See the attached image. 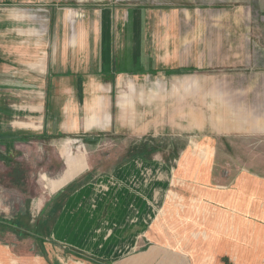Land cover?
Segmentation results:
<instances>
[{
    "label": "crops",
    "instance_id": "obj_1",
    "mask_svg": "<svg viewBox=\"0 0 264 264\" xmlns=\"http://www.w3.org/2000/svg\"><path fill=\"white\" fill-rule=\"evenodd\" d=\"M34 1L0 0V3L19 6ZM102 2L112 6L96 8L89 4ZM118 2L127 3L121 4L133 9L116 10L121 7ZM69 6L84 8V18L77 21L79 13L63 12V6L51 14L46 30H54L61 39L58 49L66 50L65 34L71 26L70 46L84 50H92L94 46L97 52L90 54L82 66L75 62L74 67H77L71 70L67 62L47 69L44 58L39 60L40 64L28 67V73H37L39 69L40 79L46 70L51 73L48 79L45 77L47 100L43 106L42 126L35 128L42 132L22 134L1 127L3 120L13 117L7 112V100L3 97L15 96L16 88H11L13 83L0 80V133L43 136L47 138L44 141L63 137V129L69 127V123L64 122L65 101L61 99L57 106L55 98H66L74 93L79 102L85 104V77L91 73L86 65L92 67L91 74L109 82L111 87L122 74L138 76L163 72L173 76L198 71L193 67L155 65L147 45V34L154 19L159 25L155 31L166 34L167 48H264V41L234 40L233 35L245 32L246 16L255 14L264 25V0H74ZM215 17H233L235 25L212 28L210 21ZM5 25L9 28L5 19H0V32L6 30ZM213 31L226 33L225 39L210 40L207 34ZM116 32L123 33V47L119 50ZM184 33L191 34L192 39L180 43L182 38L186 40L181 37ZM168 34L178 35L170 40ZM94 35L98 37L96 42ZM16 55L13 52L11 57L18 63L25 59L21 54H18L20 58ZM6 57L0 53V79L6 75ZM15 74L13 72L9 79L19 78ZM30 91L39 96L37 88ZM86 105L93 116L85 119V129H105L111 125L112 116L105 97L91 104L87 101ZM119 105L124 106L123 101H119ZM220 119V122L212 121L213 133L259 127L257 121L243 117L233 119L229 112L223 113ZM73 126L78 125L74 122ZM159 135L157 129L151 136L159 138ZM142 142L155 148L149 159L136 153L104 178H97L86 168L83 156L68 155L60 177L51 184L56 194L45 204V216L39 222L50 230V242L54 241V246L60 245V248L54 249L48 244L49 249L45 247L38 254L22 247V243L17 246L0 243V264H264V181L242 172L229 185H214L212 164L216 160V147L209 134L198 139L190 137L181 150H177L175 139L162 147L157 139ZM168 150L171 152L164 158ZM147 160L152 162L150 166L154 170L149 179L150 172L142 164Z\"/></svg>",
    "mask_w": 264,
    "mask_h": 264
},
{
    "label": "rangeland",
    "instance_id": "obj_2",
    "mask_svg": "<svg viewBox=\"0 0 264 264\" xmlns=\"http://www.w3.org/2000/svg\"><path fill=\"white\" fill-rule=\"evenodd\" d=\"M72 2L74 0H35L19 6L0 3V19H5V24H9V28L5 25L6 30L0 32V53H4L8 61V66L4 65L5 78L0 80L6 84L13 83L11 88H16L15 96L3 97L7 100V112L13 114L12 118L2 121L1 127L4 130L11 129L22 134L42 132V129L35 128L42 126L43 106L47 100L45 77L48 79L51 73L46 70L40 79L39 69L37 73H28L30 65L40 64L39 60L44 58L47 69L58 64L60 66V62H67L66 66L71 70L75 62H79V65L84 62L86 64L90 54L95 55L97 52L94 46L91 47L92 50L71 47V26L69 33L65 34L68 41L64 42L67 43L66 50L58 49L61 41L58 34L52 29L47 31L51 14L57 8L64 6L63 12H78L77 21L84 18V8H72L69 6ZM118 3L121 7L116 10L121 12L122 9L124 12L133 9L122 6L123 2ZM89 4L96 8L112 6L109 2ZM18 14L22 16L19 17ZM14 17L18 20L14 21ZM232 20L236 19L215 17L210 24L212 28L217 29L225 26L233 28L235 24ZM158 26L154 19L147 34L148 51L155 60V65L165 68L193 67L198 71L173 76H167L163 72L138 76L122 74L117 76L114 86L111 87L109 82H103L101 77L91 74L92 67L86 65V69L91 73L85 77V104L79 102L74 93L66 98H55L57 106L65 101L64 122L69 123V127L63 129V137L45 141L15 142L9 152L4 145H0L1 219L19 218L22 223L39 225L40 219L45 216V204L56 194L51 184L60 177L68 155L83 156L86 168L97 178H104L124 165L128 158L141 152L144 145L148 144L142 141L148 139L153 142L156 139L161 141V147L175 139L177 150H181L190 137L198 139L209 134L214 138L213 147H216V160L212 164L214 185H229L242 172L258 176L264 181V48H167L166 34L155 31ZM243 27L245 32L233 34L234 40L264 41V25L258 22L255 14L245 17ZM122 34L115 33L117 50L123 47ZM168 35L170 40H174L178 34ZM207 36L210 40L219 42L225 39L226 33L213 31ZM94 37L96 42L98 37ZM181 37L186 40L182 38L180 43L192 39L189 33L181 34ZM13 52L17 54V58H20L18 54H21L25 59L18 63L11 57ZM62 68L66 70L65 67ZM13 72L19 77L15 81L9 79L12 78ZM35 88L39 96L31 93L30 90ZM101 96L109 102L111 125L105 129L87 130L84 128V121L93 114L87 111L86 102L91 104ZM119 101H123L124 106L119 105ZM225 112H229L233 119L243 117L255 120L259 127L213 133L212 121L220 122V116ZM222 117L225 118V115ZM74 122L77 127L73 126ZM57 124L60 125V122ZM157 129L159 138L151 136ZM171 150L165 152L164 158ZM1 155H7V160L13 161V164L3 161ZM148 157L149 155H145V158L149 159ZM148 161L142 164L145 165L144 169L150 172L147 175L149 179L150 176L153 177L154 170L150 166L152 162ZM172 164L174 165V162H171ZM13 166L20 168L22 177L17 172L12 173ZM19 177L21 181L14 183ZM48 226L50 227L49 224ZM38 228L31 231L34 236L30 237L22 227L13 233L9 230L0 232V243L9 246L22 243V247L33 249L38 254L45 247H50L48 244H52L54 249L60 246L55 247V242H50V230L46 229L42 221Z\"/></svg>",
    "mask_w": 264,
    "mask_h": 264
},
{
    "label": "trees",
    "instance_id": "obj_3",
    "mask_svg": "<svg viewBox=\"0 0 264 264\" xmlns=\"http://www.w3.org/2000/svg\"><path fill=\"white\" fill-rule=\"evenodd\" d=\"M178 73H183V72L178 71ZM43 139H47V138H44L43 136H35V135L31 136V137H24V136H12L10 134L0 133V145H4L6 147V149H9L7 152H9L11 150V147L15 142H29L31 140H43ZM86 141L89 142L90 140H86ZM154 149L155 148L148 143V144H145L144 147L141 149V152H138L137 154L142 155L144 157H145V155L150 156V154L152 152H154ZM1 159L3 161L6 160V162H9L10 164H13V161L7 160V155H3V156L1 155ZM12 168H13L12 173L17 172V174L18 175L21 174V177H22L23 172L20 170V168L18 166H16V167L13 166ZM19 181H21L20 177L18 180H14L13 182L16 183ZM38 226L39 225L32 226V225H29V223L28 224L22 223L21 219H19V218H16L15 220L14 219L4 220V219L0 218V232H3V233L6 230H9L11 233H13L17 229L22 227L23 229L27 230L28 237H30L31 235L34 236L33 232H31V231H33V229L38 230L39 229Z\"/></svg>",
    "mask_w": 264,
    "mask_h": 264
}]
</instances>
